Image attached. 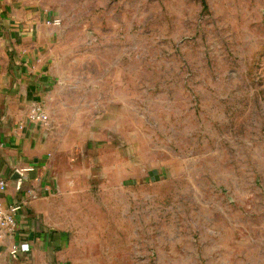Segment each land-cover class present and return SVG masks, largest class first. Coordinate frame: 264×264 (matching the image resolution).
I'll use <instances>...</instances> for the list:
<instances>
[{"label": "rangeland", "instance_id": "obj_1", "mask_svg": "<svg viewBox=\"0 0 264 264\" xmlns=\"http://www.w3.org/2000/svg\"><path fill=\"white\" fill-rule=\"evenodd\" d=\"M37 5L69 264H264V0Z\"/></svg>", "mask_w": 264, "mask_h": 264}, {"label": "crops", "instance_id": "obj_2", "mask_svg": "<svg viewBox=\"0 0 264 264\" xmlns=\"http://www.w3.org/2000/svg\"><path fill=\"white\" fill-rule=\"evenodd\" d=\"M42 16L37 0H0V180H6L0 201L23 205L17 232L0 238V264L70 263L67 231L52 214V141L43 123L30 118V106L42 102L53 78L48 57L52 30ZM14 170L21 181L11 178ZM21 242L28 251L11 255L9 247Z\"/></svg>", "mask_w": 264, "mask_h": 264}, {"label": "built area", "instance_id": "obj_3", "mask_svg": "<svg viewBox=\"0 0 264 264\" xmlns=\"http://www.w3.org/2000/svg\"><path fill=\"white\" fill-rule=\"evenodd\" d=\"M48 23H51L52 25H57L58 20L51 19V21H48ZM41 111L39 105H34L32 108V113L30 115V118L32 120H39L41 118ZM31 167H27L26 170H31ZM6 185V180L1 179L0 180V189H3ZM17 187H19V184L17 183ZM23 205L21 202H13L9 203L8 205H4L0 201V238H2L4 235H11L13 236L15 232H17V215L19 211L22 209ZM28 251V244L21 242V243H13L9 247V253L11 255L16 254H22L24 252ZM30 264H47L44 262H38V263H30Z\"/></svg>", "mask_w": 264, "mask_h": 264}, {"label": "water", "instance_id": "obj_4", "mask_svg": "<svg viewBox=\"0 0 264 264\" xmlns=\"http://www.w3.org/2000/svg\"><path fill=\"white\" fill-rule=\"evenodd\" d=\"M11 176H12L11 178H13L17 182L22 180V175L17 170L12 171Z\"/></svg>", "mask_w": 264, "mask_h": 264}]
</instances>
